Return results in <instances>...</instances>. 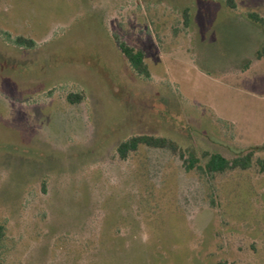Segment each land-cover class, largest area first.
<instances>
[{"label": "rangeland", "instance_id": "374dc122", "mask_svg": "<svg viewBox=\"0 0 264 264\" xmlns=\"http://www.w3.org/2000/svg\"><path fill=\"white\" fill-rule=\"evenodd\" d=\"M248 12L264 19V0H0L5 264H264V26ZM139 134L200 166L253 161L205 174L168 149L120 159Z\"/></svg>", "mask_w": 264, "mask_h": 264}, {"label": "trees", "instance_id": "16d2710c", "mask_svg": "<svg viewBox=\"0 0 264 264\" xmlns=\"http://www.w3.org/2000/svg\"><path fill=\"white\" fill-rule=\"evenodd\" d=\"M182 22L185 26L189 25L190 13L188 8H184L181 12ZM247 17L260 25L264 26V19L255 12H248ZM18 45L26 47H32L34 45L33 40L23 37H16L14 39ZM118 48L124 55L130 68L140 77L148 79L150 72L148 65L145 61V56L142 50L135 49L132 46L127 45L123 41H118ZM264 54V47L257 52V58L262 57ZM67 99L71 103H76L81 99V96L77 93L67 94ZM140 146H146L150 148L168 149L172 153H177V147L167 138L153 135H133L123 141H121L117 148L116 153L120 159H126L128 154L135 152ZM256 149V148H255ZM254 150H248L246 153L237 155L231 159L224 157L220 153H210L206 156V161L202 166L196 163L197 159L193 156L184 157L182 152L177 153L182 159V165L185 171H190L193 167L205 174L221 173L226 170L232 169H248L253 161ZM261 167H264V162L257 160ZM6 224L0 222V264H5V252H6Z\"/></svg>", "mask_w": 264, "mask_h": 264}]
</instances>
